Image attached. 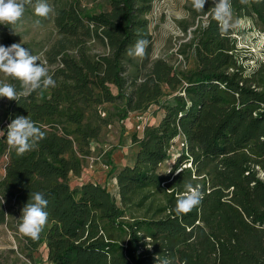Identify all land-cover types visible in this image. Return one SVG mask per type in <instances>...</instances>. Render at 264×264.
Instances as JSON below:
<instances>
[{
	"label": "trees",
	"instance_id": "obj_1",
	"mask_svg": "<svg viewBox=\"0 0 264 264\" xmlns=\"http://www.w3.org/2000/svg\"><path fill=\"white\" fill-rule=\"evenodd\" d=\"M154 1L108 0L106 10L94 15L77 3L57 8L53 23L60 38L51 72L56 86L9 100L0 117V125H8L28 116L45 132L23 155L7 144V128L0 135V157L7 158L0 224L9 215L29 260L44 246L50 264H264V60L249 72L238 63L229 30H221L208 0L199 11L206 24L187 45L193 67L180 72L158 59L142 71L127 53L145 39L148 54L145 17ZM231 6L264 32V0H231ZM6 36L3 45L10 46L14 42ZM92 41L102 53L91 52ZM168 96L171 103L162 100ZM103 104L117 109L120 121L152 106L162 111L156 126L132 137L135 165L110 168L114 195L95 182L70 183L81 175L99 136L101 125L93 119ZM177 137L181 153L164 175L159 165L169 159ZM185 183L198 186L203 198L178 216L175 205ZM34 192L48 201V220L36 240L18 230Z\"/></svg>",
	"mask_w": 264,
	"mask_h": 264
},
{
	"label": "rangeland",
	"instance_id": "obj_2",
	"mask_svg": "<svg viewBox=\"0 0 264 264\" xmlns=\"http://www.w3.org/2000/svg\"><path fill=\"white\" fill-rule=\"evenodd\" d=\"M106 1L108 0H49V3L55 10L66 4L77 3L86 12L94 15L106 10ZM206 6H209L208 0L204 7ZM195 11L192 0H155L145 17L148 21V34H150V48L145 55L147 62L144 61L145 57L140 59L128 55L132 63L138 65L144 72L149 69L153 61L158 59L164 60L180 72L193 67L194 61L187 45L195 29L204 26L207 20V15L202 16L199 11H197L199 15H195ZM54 15L55 13L48 18L37 17L33 7L27 5L23 17L17 24L0 25V45L4 44L6 35L14 43L30 45V52L40 57L51 74L56 67V62H53V49L60 38L53 23ZM231 23L236 25L228 29L236 47L234 54L238 63L249 72L264 60V32L254 19L236 14L233 10ZM88 45L93 54L103 52V48L93 41ZM129 70L133 68L129 66ZM0 80L12 83L15 87L17 84L20 85L19 81L6 78L2 73H0ZM164 91L167 92V90ZM162 100L169 103L173 101L172 96L163 97ZM8 102V99L0 98V117ZM95 111L93 121L101 125V130L98 138L91 143L90 156L96 159L97 164L101 163V166L107 167V169L103 167L105 180L99 185H105L106 189L114 195L117 190L116 180L113 179V174L109 173L110 168L113 166L115 171H118L123 167L135 165L138 148L133 143L132 137L136 135L140 138L146 126H156L162 117V111L157 106H152L140 115L136 112L129 113L124 121L118 119V110L111 104L100 105ZM110 117L108 124H102V121ZM7 126L5 123L0 125V135ZM181 149L182 139L177 137L172 141L168 151L169 159L159 165V172L166 175L170 171ZM6 162L5 156L0 157V179L4 176ZM185 167H189V164L181 165V168ZM116 200H118L117 197ZM6 223L0 224V264H50L47 261V250L44 246L33 253L31 260L26 258L27 252L21 251L23 244L19 240V234L9 225L11 223L9 215L6 217Z\"/></svg>",
	"mask_w": 264,
	"mask_h": 264
},
{
	"label": "clouds",
	"instance_id": "obj_3",
	"mask_svg": "<svg viewBox=\"0 0 264 264\" xmlns=\"http://www.w3.org/2000/svg\"><path fill=\"white\" fill-rule=\"evenodd\" d=\"M240 2L246 4L248 0H240ZM205 4L206 0H192V6L196 11L203 10ZM27 5L33 7L37 17L48 18L55 13V8L49 0H0V25L17 24L23 17ZM211 11L220 23L222 31L226 32L230 27L236 26L231 23V0H213ZM148 44L149 41L139 39L127 54L133 58L143 59ZM0 73L20 83V90L17 91L12 83L0 80V98L10 101H18L38 90L56 86L46 64L40 60L38 55H33L29 49L23 47L22 43H13L10 46L0 45ZM44 136L45 132L28 116H18L7 126V144L19 155L34 150ZM202 198V192L198 186L185 183L184 193L177 198L175 213L178 216L188 214L200 205ZM47 205L48 201L43 193L29 194V200L22 208L19 218L18 230L22 235L33 240L39 238L48 220V213L45 211ZM162 264H169V261L164 260Z\"/></svg>",
	"mask_w": 264,
	"mask_h": 264
},
{
	"label": "crops",
	"instance_id": "obj_4",
	"mask_svg": "<svg viewBox=\"0 0 264 264\" xmlns=\"http://www.w3.org/2000/svg\"><path fill=\"white\" fill-rule=\"evenodd\" d=\"M89 158L84 160V163L82 165V172H81V175L79 177H73V179L71 178V185L72 186H76V185H80L81 183H84V182H95V183H103L104 180H105V175H104V172H103V167L104 166H101L100 164L101 163H95L93 165V168H89V165H88V161H89Z\"/></svg>",
	"mask_w": 264,
	"mask_h": 264
},
{
	"label": "built area",
	"instance_id": "obj_5",
	"mask_svg": "<svg viewBox=\"0 0 264 264\" xmlns=\"http://www.w3.org/2000/svg\"><path fill=\"white\" fill-rule=\"evenodd\" d=\"M88 159V158H87ZM96 163V159L89 158L88 165L89 168H93V165ZM104 169H107V167H104Z\"/></svg>",
	"mask_w": 264,
	"mask_h": 264
}]
</instances>
